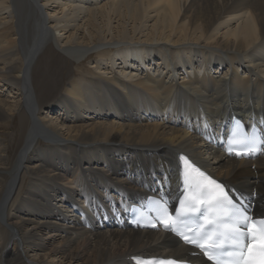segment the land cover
I'll use <instances>...</instances> for the list:
<instances>
[{
	"label": "bare ground",
	"instance_id": "bare-ground-1",
	"mask_svg": "<svg viewBox=\"0 0 264 264\" xmlns=\"http://www.w3.org/2000/svg\"><path fill=\"white\" fill-rule=\"evenodd\" d=\"M233 116L264 125V0H0V264L196 254L119 228L129 204L176 197L183 157L264 217V153L214 142Z\"/></svg>",
	"mask_w": 264,
	"mask_h": 264
},
{
	"label": "snow or ice",
	"instance_id": "snow-or-ice-1",
	"mask_svg": "<svg viewBox=\"0 0 264 264\" xmlns=\"http://www.w3.org/2000/svg\"><path fill=\"white\" fill-rule=\"evenodd\" d=\"M233 143L243 144L245 140H234ZM260 143L264 144V140H261ZM250 151L254 152L256 149L252 148ZM244 154L246 155L247 152ZM236 155L239 156L241 153L237 152ZM184 162L195 174L192 178L195 185L194 193L188 198L186 204L182 205L177 219L173 220L170 216L162 219L165 228L178 232L183 236L186 243L200 247L208 255L209 260L215 259V264H264V249H261L259 259L248 255L249 249L244 243L246 232L241 228L243 225L245 229H250L248 235L251 236L253 241L264 239V220L260 221L257 227V224L247 215L246 210L233 204V201L227 196L220 184L207 177L198 168L192 167L187 160ZM202 209L207 212L204 216L205 224L211 225L213 230L210 232L201 231L205 227L202 224L196 230L197 239H191L187 235H183L179 231V226L183 223L179 217L198 214ZM153 226L155 227V225ZM225 242L232 248V251L227 253L231 257L228 260L219 258V255H213L214 251L224 247ZM220 255H223V253ZM246 256H248L247 259H245ZM168 264H174V262L170 261Z\"/></svg>",
	"mask_w": 264,
	"mask_h": 264
},
{
	"label": "rangeland",
	"instance_id": "rangeland-1",
	"mask_svg": "<svg viewBox=\"0 0 264 264\" xmlns=\"http://www.w3.org/2000/svg\"><path fill=\"white\" fill-rule=\"evenodd\" d=\"M49 45L47 44V45H44V47H43V49H42V52H41V54L39 55V57L40 58H42V57H45L46 56V51H47V47H48ZM52 51L53 52H55V53H57V54H59L60 56L62 55L63 56V54H61V53H59L58 51H57V49H55V48H53L52 49ZM50 57H52V55L50 56ZM64 59V58H63ZM62 59V60H63ZM52 60H54V62H59V61H61L57 56L55 57V58H53ZM95 58H93V59H90L89 61H87V67H90L92 64H94V62H95ZM46 100V99H45ZM54 102H56V100H53L51 97H49V98H47V100L43 103V107H42V110H41V112L44 114V113H52V112H50L51 110H50V108H51V105L54 103ZM1 132H3L5 135L7 134L8 135V137H9V139L11 138H14L13 137V135H14V131L13 130H8V129H6V130H1ZM1 137H3V136H1ZM4 138V137H3ZM19 140H17V141H15L14 143H9L8 145H11V144H13V146H14V151H13V153L11 154V156L8 158V160H9V162H11L12 161V159L14 158V156L16 155V153L19 151V150H21L22 149V147H23V144L21 145L20 144V140H21V135L19 136ZM12 152V150L10 151L9 150V153H11ZM251 175L253 176V173H251ZM257 177H258V175H257ZM119 228H121V227H119Z\"/></svg>",
	"mask_w": 264,
	"mask_h": 264
}]
</instances>
